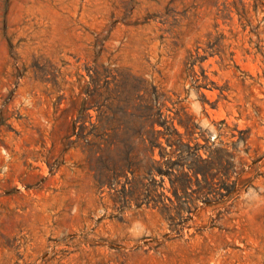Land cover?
I'll list each match as a JSON object with an SVG mask.
<instances>
[{
    "label": "rangeland",
    "instance_id": "374dc122",
    "mask_svg": "<svg viewBox=\"0 0 264 264\" xmlns=\"http://www.w3.org/2000/svg\"><path fill=\"white\" fill-rule=\"evenodd\" d=\"M0 264H264V0H0Z\"/></svg>",
    "mask_w": 264,
    "mask_h": 264
},
{
    "label": "trees",
    "instance_id": "16d2710c",
    "mask_svg": "<svg viewBox=\"0 0 264 264\" xmlns=\"http://www.w3.org/2000/svg\"><path fill=\"white\" fill-rule=\"evenodd\" d=\"M127 89L126 88H122L120 90V95H125L127 93ZM136 93V91H135ZM138 96V95H137ZM158 94L156 93V90L153 88V100H157L158 98ZM139 97V96H138ZM146 109L149 111V114L147 116H145V120L140 121L137 120L138 123H147V126H149V130H147L146 133V137L144 136V133H142L143 127L140 128V130H138V136L137 139L139 140V143H141L144 146V150L146 152L149 153V156L147 157V162L148 165L145 166V173L147 174H152V173H157L159 175H171L172 173L169 172L168 169H164L163 168V164L164 162H160L156 159L153 158L154 155V148L155 147H159L160 151H159V155L161 158L164 157V154L162 152V148L160 147V141H159V137L160 135H163L164 137H166V142L169 143L170 137L172 135V130L170 129L169 126L166 125L165 120H162L161 117V113L159 111V109L157 108V110H154L153 108V104H149L148 103L145 105ZM151 111H155L154 113H151ZM129 116H132L131 114ZM158 124L160 126H162L164 128L163 131L157 130L154 128V125ZM242 133V131L240 132ZM241 140H244V137H240ZM109 147V144H108ZM106 152H108V149H106ZM194 156L193 159V169H201L199 166V162H203V164H207V160L206 159H202L201 156L197 155L196 152H193L192 154ZM126 160V159H124ZM111 158H106L104 160V173H103V180H100V184H104V183H110L112 184L115 180L116 177L118 175V173L120 172V170H122L120 168V166L111 164ZM129 163V164H128ZM127 168L130 167V162H127V166H125ZM195 173V170H194Z\"/></svg>",
    "mask_w": 264,
    "mask_h": 264
}]
</instances>
